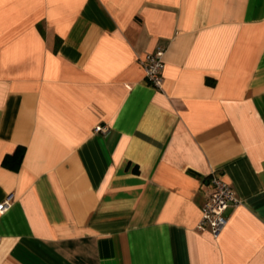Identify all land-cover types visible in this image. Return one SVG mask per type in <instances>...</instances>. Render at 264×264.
Wrapping results in <instances>:
<instances>
[{
	"label": "crops",
	"instance_id": "0c3cea01",
	"mask_svg": "<svg viewBox=\"0 0 264 264\" xmlns=\"http://www.w3.org/2000/svg\"><path fill=\"white\" fill-rule=\"evenodd\" d=\"M6 198L0 264H264V0H0Z\"/></svg>",
	"mask_w": 264,
	"mask_h": 264
},
{
	"label": "built area",
	"instance_id": "2783aa9c",
	"mask_svg": "<svg viewBox=\"0 0 264 264\" xmlns=\"http://www.w3.org/2000/svg\"><path fill=\"white\" fill-rule=\"evenodd\" d=\"M162 49L146 53L141 59L145 77L149 84L156 88H162L164 82V60ZM96 130L104 131L105 127L98 125ZM212 190L208 193L201 207V216L197 224L199 230H209L214 238H217L227 224L226 210L230 206L240 203L238 196L231 184L221 173L213 174L211 178ZM10 205V199L0 202V213Z\"/></svg>",
	"mask_w": 264,
	"mask_h": 264
},
{
	"label": "trees",
	"instance_id": "16d2710c",
	"mask_svg": "<svg viewBox=\"0 0 264 264\" xmlns=\"http://www.w3.org/2000/svg\"><path fill=\"white\" fill-rule=\"evenodd\" d=\"M23 155V147L18 146L15 152L4 156L2 164L8 168L16 169L19 167Z\"/></svg>",
	"mask_w": 264,
	"mask_h": 264
}]
</instances>
